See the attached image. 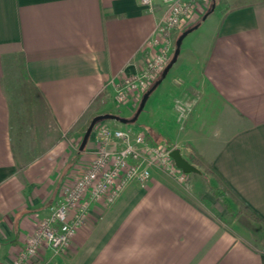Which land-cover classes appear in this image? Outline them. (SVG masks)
<instances>
[{
	"label": "crops",
	"instance_id": "crops-1",
	"mask_svg": "<svg viewBox=\"0 0 264 264\" xmlns=\"http://www.w3.org/2000/svg\"><path fill=\"white\" fill-rule=\"evenodd\" d=\"M162 13L160 0L153 13L141 0H0V264L13 263L58 202L85 155L74 147L94 117L118 108L116 84L138 74L154 53L145 47ZM21 66L41 103L38 123L58 133L47 151L25 161L15 150L5 85L17 71L34 129L35 98ZM169 73L151 123L138 130L211 164L264 220V3L223 15L209 41L187 47ZM42 100L48 118L41 121ZM176 100L193 106L185 121ZM136 106L119 116L129 119ZM93 134L87 152L95 148ZM194 175L182 182L154 170L147 187L131 183L114 204L95 203L68 249L45 247L33 264H264V226L250 240L230 230L206 208L217 202Z\"/></svg>",
	"mask_w": 264,
	"mask_h": 264
},
{
	"label": "built area",
	"instance_id": "built-area-1",
	"mask_svg": "<svg viewBox=\"0 0 264 264\" xmlns=\"http://www.w3.org/2000/svg\"><path fill=\"white\" fill-rule=\"evenodd\" d=\"M163 13L157 21L153 37L145 49L154 53L146 58L138 74L123 78L116 84L117 105L136 104L162 74L172 58L174 46L170 33L195 19L203 0H160ZM207 2L208 0H204ZM158 0H141L155 12ZM180 121L191 114L192 104L176 100ZM95 148L85 152L68 173L61 186L58 202L49 215L39 220L35 231L16 254L12 264H33L43 248L55 253L68 249L80 226L89 218L99 201L114 204L131 183L147 187L154 170L164 171L185 182L187 174L179 169L170 153L175 147L153 141L145 131L114 128L107 123L95 129Z\"/></svg>",
	"mask_w": 264,
	"mask_h": 264
},
{
	"label": "rangeland",
	"instance_id": "rangeland-1",
	"mask_svg": "<svg viewBox=\"0 0 264 264\" xmlns=\"http://www.w3.org/2000/svg\"><path fill=\"white\" fill-rule=\"evenodd\" d=\"M253 1H258V0H253ZM236 2L237 0H208L207 2L203 0L202 2H200L199 6H202V7H200L199 11H197V15L195 16V19L193 20V22H191L188 25L186 24L183 26H179L178 28L171 31L170 39H171L172 46H174L172 57L176 50L177 40L185 30H188L191 27L198 25V27L184 39L183 44L181 46V52H185L187 47L189 46H199L201 43L209 41L210 37L214 33V30H216L218 24L220 23L222 16L228 13L231 9H233L235 7ZM171 76H172V73H169L166 77L165 82H167V80ZM161 78H162V74L157 78L156 81H158ZM156 81L154 82V84L156 83ZM5 85H6L7 94L9 96V100L11 103V108H12L13 134L15 138L17 139L15 142V150L19 154V157L21 160H24V161L29 160L34 156L33 146L35 144V140L33 139L34 122L32 123L31 121L30 123L29 121L30 120V109L28 108L29 99L26 96L27 94L23 89L22 80L20 79L19 73L17 71L14 70L12 73L8 74ZM161 93H162V86H159L150 95V98L147 101V104L144 110L139 115L137 121L128 123L130 125H128L129 127H126V128H132L138 131V128H140L142 125L144 126L149 125L151 123L149 113L152 109H155L157 105L159 104L160 99L162 98ZM143 96L140 99V101L136 103L137 106H136V109H134L135 113L133 114V116H130L129 119H132L136 116L137 111L140 107L141 101L143 99ZM117 106L119 109L118 108L115 109L113 111L114 113H117L118 115H124L125 117L126 116L129 117V115L132 114L129 111L128 107H126V105H120V106L117 105ZM42 117L44 118V116H41V121H42ZM106 121L107 120L98 122V124L95 126L89 138L90 140H92V137L94 135L93 133L95 132V129L98 127V125ZM118 128L122 129L124 127H118ZM144 129L147 135L150 137L149 129L147 128H144ZM51 138H53V140L56 139L55 136H52ZM53 140H50V141H53ZM159 140L163 141L162 138H160ZM50 141H49V138L47 137L42 139V143H44V145L49 144ZM82 141H83V138L77 146L74 145L75 147L73 149L74 151L73 153H75V155L79 152ZM169 146L175 147V149L178 148L177 144L175 143L174 144L171 143V145ZM84 151H81V153ZM185 152L187 151L185 150ZM80 157L81 155L79 156V160H80ZM189 161L193 163L192 160H189ZM209 165L211 164L209 163L205 164L204 162H202V165L197 166L201 170V173L198 174L200 176L199 180L201 182V185L205 187L207 190L205 194L212 197L217 202L216 206L219 209L211 205L206 206V208L210 212L212 211L211 213L213 215L215 214V216L221 217L223 220H225L230 230H233L235 233L242 234L246 240H250L251 237L255 236L257 233H261V227L264 226V222L259 221L256 219L255 216L250 215L246 207L240 204L238 205L234 202L235 206L233 209L235 211L233 213H230L228 212L225 204L221 200L218 199L217 197L218 195L217 193H215V190L213 188V186H217L218 184L216 180L212 178V175L208 169ZM189 176L194 177L196 175H194L193 173L187 174L186 181L188 180Z\"/></svg>",
	"mask_w": 264,
	"mask_h": 264
},
{
	"label": "trees",
	"instance_id": "trees-1",
	"mask_svg": "<svg viewBox=\"0 0 264 264\" xmlns=\"http://www.w3.org/2000/svg\"><path fill=\"white\" fill-rule=\"evenodd\" d=\"M263 3H264V0H258V1L237 0V2L235 3V7L231 10L241 9V8H245L248 6H253V5L263 4ZM20 73H21V76L23 79L24 86L27 89V92L29 90L28 93L33 95L35 98L31 102V107L33 110L32 120L35 121V123H36L34 125V133H33L34 140H35L34 152H36V154L38 155V154H41V153L47 151L53 145L54 140L51 137L55 136V138H56L58 136V133L53 128H51V126L47 125V123H45V125L38 123V117H39V112H40L39 105L41 103H38V95L36 94L35 89L33 88V86L30 83V79L28 77L26 69L22 66L20 68ZM42 105H43V107L41 110V116H45L46 118H48V113L46 111L47 110L46 105H45V102H43V100H42ZM43 110L46 111L45 115L42 112ZM110 113L116 114L114 112H110ZM46 137L49 138V141L50 140H53V141H50L49 144L44 145V143H42V139H44ZM80 153L81 152L79 149L78 154H80ZM192 161L196 166L202 165V161H200V160L192 159ZM208 169L218 184L217 186H213L215 193H217L218 199L221 200L225 204L228 212L233 213L235 211L233 209L235 206L234 205V202H235L238 205L240 204V205L246 207V209L248 210V213L250 215L255 216L257 220L264 221L260 215H258L247 203H245L241 199V197L235 192V190L226 182V180L211 165H209Z\"/></svg>",
	"mask_w": 264,
	"mask_h": 264
},
{
	"label": "water",
	"instance_id": "water-1",
	"mask_svg": "<svg viewBox=\"0 0 264 264\" xmlns=\"http://www.w3.org/2000/svg\"><path fill=\"white\" fill-rule=\"evenodd\" d=\"M197 26L191 27L190 29L184 31L181 36L178 38L177 43H176V50L174 52V55L171 59V61L169 62V64L165 67L163 73H162V78L159 79L158 81H156V83L144 94L143 99L141 101L140 107L137 111V114L134 118L132 119H127V118H123L117 114H111V113H106V114H100L96 117H94L83 137V141L82 144L80 146V151H84L88 140L95 128V126L98 124V122L100 121H105V120H115L118 122H121L123 124H128L130 122H135L139 115L142 113V111L144 110L147 101L150 98V95L152 94V92L161 84V82L163 81V79H165L168 75V73L170 72V70L172 69V67L174 66V64L177 62L178 57L181 53V46L183 44L184 39L191 33L193 32ZM171 157L173 158L176 166L181 169L184 173L186 174H200L201 170L194 165L193 163H191L186 157H184L182 151L180 148H176L173 149L170 153Z\"/></svg>",
	"mask_w": 264,
	"mask_h": 264
}]
</instances>
